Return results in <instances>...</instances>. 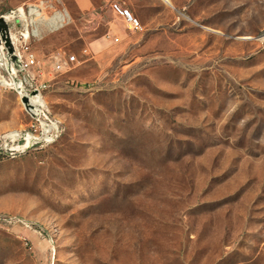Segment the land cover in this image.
I'll list each match as a JSON object with an SVG mask.
<instances>
[{
  "label": "rangeland",
  "instance_id": "obj_1",
  "mask_svg": "<svg viewBox=\"0 0 264 264\" xmlns=\"http://www.w3.org/2000/svg\"><path fill=\"white\" fill-rule=\"evenodd\" d=\"M160 1L99 54L104 16L44 8L60 133L0 146V264H264V0ZM30 121L0 89V136Z\"/></svg>",
  "mask_w": 264,
  "mask_h": 264
},
{
  "label": "built area",
  "instance_id": "obj_2",
  "mask_svg": "<svg viewBox=\"0 0 264 264\" xmlns=\"http://www.w3.org/2000/svg\"><path fill=\"white\" fill-rule=\"evenodd\" d=\"M49 6L48 0H33L11 8L8 12L0 13L6 21L13 44V54L18 60L15 65L7 60V49L0 44V89L15 91L21 107L30 118V124L25 129H14L0 136V146L10 152H24L35 146H45L55 140L60 133L59 121L50 114L44 90L47 82L39 76L37 57L31 42L41 35L42 25L48 29L57 28L66 22V18H58L54 22L44 8ZM113 12L121 17L131 30H141L142 23L132 10L118 0L110 3ZM75 59L74 54L68 58L61 55L54 57L53 68L61 71ZM26 97V101L22 98Z\"/></svg>",
  "mask_w": 264,
  "mask_h": 264
},
{
  "label": "crops",
  "instance_id": "obj_3",
  "mask_svg": "<svg viewBox=\"0 0 264 264\" xmlns=\"http://www.w3.org/2000/svg\"><path fill=\"white\" fill-rule=\"evenodd\" d=\"M3 1L7 5L10 6L12 5L14 7L18 5L20 2H24V1L30 2L28 0H3ZM48 1L53 4H55V2L56 3L58 2V4L64 6L65 8L67 9L69 8L68 9L69 12L70 9L73 10L75 14H78V12L80 11L83 13H92L95 16L97 12L100 15V19H103L104 16L103 30L104 32L107 33V35L104 36L100 34L91 37V39H89L90 41H88L86 45V48L83 49L86 53L99 54L98 52H100L102 48L109 46L113 43H117V41H119L120 39L119 34H123L124 27L130 31H139V30H131L126 26V24L122 25L119 22L121 20V17L117 15L115 12H113L110 7V3L113 0H48ZM118 1L128 6L136 16L138 15L143 20H144V16H146L149 12H152V14H154V10L160 5L162 6V4H159L161 3L160 0H118ZM53 4L51 6H54ZM45 28H46L45 25H42V29L44 30Z\"/></svg>",
  "mask_w": 264,
  "mask_h": 264
},
{
  "label": "water",
  "instance_id": "obj_4",
  "mask_svg": "<svg viewBox=\"0 0 264 264\" xmlns=\"http://www.w3.org/2000/svg\"><path fill=\"white\" fill-rule=\"evenodd\" d=\"M3 43L4 47L7 49L6 57L7 60H12L15 65H18V60L13 54V44L10 38L9 27L2 16H0V44ZM23 101H26V97L22 98Z\"/></svg>",
  "mask_w": 264,
  "mask_h": 264
},
{
  "label": "bare ground",
  "instance_id": "obj_5",
  "mask_svg": "<svg viewBox=\"0 0 264 264\" xmlns=\"http://www.w3.org/2000/svg\"><path fill=\"white\" fill-rule=\"evenodd\" d=\"M166 1H168V2H169V0H166Z\"/></svg>",
  "mask_w": 264,
  "mask_h": 264
}]
</instances>
